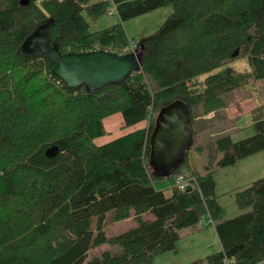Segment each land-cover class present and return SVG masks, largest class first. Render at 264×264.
Wrapping results in <instances>:
<instances>
[{
	"label": "trees",
	"instance_id": "1",
	"mask_svg": "<svg viewBox=\"0 0 264 264\" xmlns=\"http://www.w3.org/2000/svg\"><path fill=\"white\" fill-rule=\"evenodd\" d=\"M113 5L118 21L91 30L84 13L95 20ZM166 5L172 10L158 29L136 43L140 69L120 84L67 87L50 57L21 50L51 20L49 40L61 53H127L123 22ZM236 48L245 71L228 64ZM253 79L264 80V0H0V264H151L175 248L181 229L206 216L220 247L189 264H264V177L237 191L241 211L223 217L209 165L194 174L196 187L169 194L155 186L162 177L149 165L161 107L182 100L193 133L198 115L226 107L225 95ZM114 112L125 126L150 122L96 145L103 118ZM251 115L252 135L213 140L217 167L264 151V103ZM51 145L58 152L47 157ZM130 209L137 224L108 236L106 213L123 219ZM146 212L153 217L142 218ZM104 244L118 249L89 256Z\"/></svg>",
	"mask_w": 264,
	"mask_h": 264
},
{
	"label": "rangeland",
	"instance_id": "2",
	"mask_svg": "<svg viewBox=\"0 0 264 264\" xmlns=\"http://www.w3.org/2000/svg\"><path fill=\"white\" fill-rule=\"evenodd\" d=\"M171 10L172 6L166 5L124 21L123 27L129 40L138 43L156 31ZM84 17L91 30L109 27L118 21L116 12L105 13L95 20L89 19L86 13ZM130 49L128 45L126 51L129 52ZM228 64L237 70L248 69L245 57H236ZM224 102L226 107L218 108L214 113L198 115L194 119L192 146L188 152L186 164L181 166L179 171L193 175L201 174L205 172V166L209 165V169L214 170L212 174L215 181V193L224 210L223 217H234L241 211L236 203L235 193L249 186L256 179L264 177V151L239 159L235 164L217 167L215 159L218 154L213 140L220 134H228L231 140L235 141L255 132L251 111L257 105L264 103V80H249L245 87L228 92ZM149 122L144 120L125 126L121 113L114 112L103 118V133L94 137L93 141L96 145H101L130 131L144 128ZM220 157L221 155L218 158ZM172 180L171 175L167 178L155 179L154 184L158 189L165 188V192L169 194ZM141 217L147 219L152 218L153 215L146 212ZM92 221L95 223V216L92 217ZM136 224L133 209L129 210V217L123 219H117L116 212L109 210L105 216L104 230L110 236ZM179 233L175 248L155 255L151 264H189L194 260L204 259L220 247L213 222L207 217L202 218L196 226L181 229ZM107 249L114 251L118 248L104 244L91 249L89 256L100 255Z\"/></svg>",
	"mask_w": 264,
	"mask_h": 264
},
{
	"label": "water",
	"instance_id": "3",
	"mask_svg": "<svg viewBox=\"0 0 264 264\" xmlns=\"http://www.w3.org/2000/svg\"><path fill=\"white\" fill-rule=\"evenodd\" d=\"M28 1L20 0L23 5ZM50 21L36 26L22 41L21 50L26 54L37 50L50 57L53 62V75L67 87L76 88L83 85L87 91L93 92L105 85L120 84L131 73L140 69L141 58L138 52L118 54L95 49L61 53L56 44L50 43L48 36ZM237 53L236 48L232 56H236ZM190 124L189 109L180 99L159 109L149 142V165L153 176L170 177L183 164L186 152L193 142ZM57 152L58 146L51 145L46 149L45 154L47 157H53Z\"/></svg>",
	"mask_w": 264,
	"mask_h": 264
},
{
	"label": "built area",
	"instance_id": "4",
	"mask_svg": "<svg viewBox=\"0 0 264 264\" xmlns=\"http://www.w3.org/2000/svg\"><path fill=\"white\" fill-rule=\"evenodd\" d=\"M115 12L114 5L108 10V14H112ZM128 45H130V52H135L137 48V44L133 40H129ZM172 187H176L180 190H186L187 188H193L197 186V178L193 174H189L187 172H177L172 175ZM209 221L212 220L208 217Z\"/></svg>",
	"mask_w": 264,
	"mask_h": 264
},
{
	"label": "crops",
	"instance_id": "5",
	"mask_svg": "<svg viewBox=\"0 0 264 264\" xmlns=\"http://www.w3.org/2000/svg\"><path fill=\"white\" fill-rule=\"evenodd\" d=\"M146 126V125H145ZM167 187V186H166ZM207 217V216H206Z\"/></svg>",
	"mask_w": 264,
	"mask_h": 264
}]
</instances>
